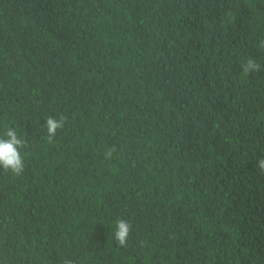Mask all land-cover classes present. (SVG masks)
Wrapping results in <instances>:
<instances>
[{
    "label": "trees",
    "instance_id": "obj_1",
    "mask_svg": "<svg viewBox=\"0 0 264 264\" xmlns=\"http://www.w3.org/2000/svg\"><path fill=\"white\" fill-rule=\"evenodd\" d=\"M261 41L264 0H0V264H264Z\"/></svg>",
    "mask_w": 264,
    "mask_h": 264
},
{
    "label": "clouds",
    "instance_id": "obj_2",
    "mask_svg": "<svg viewBox=\"0 0 264 264\" xmlns=\"http://www.w3.org/2000/svg\"><path fill=\"white\" fill-rule=\"evenodd\" d=\"M264 48V41L259 45ZM260 65L253 59L247 60L243 65V72L249 74L253 71H259ZM67 121V117L61 115L58 119L55 117H48L45 120V128L47 130V136L49 141L56 136L59 129H63ZM26 146V141L17 135V131L14 128H8L4 137L0 138V168L10 171L15 175H21L24 170L23 157L20 149ZM117 151L115 146H112L104 152V158L110 160L113 154ZM261 171H264V158H260L256 165ZM131 224L128 221L118 219L116 221V230L114 238L120 246L126 245L128 236L131 231ZM70 264V262H66Z\"/></svg>",
    "mask_w": 264,
    "mask_h": 264
}]
</instances>
